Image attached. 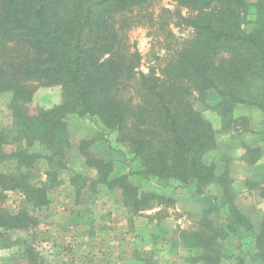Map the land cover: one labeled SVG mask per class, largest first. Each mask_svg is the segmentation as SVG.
Listing matches in <instances>:
<instances>
[{
	"label": "trees",
	"instance_id": "1",
	"mask_svg": "<svg viewBox=\"0 0 264 264\" xmlns=\"http://www.w3.org/2000/svg\"><path fill=\"white\" fill-rule=\"evenodd\" d=\"M155 1L0 0V95L10 91L13 109L26 119L21 136L28 147L58 146L59 158L65 157L71 147L68 114L97 116L141 161L138 174L158 181L196 180L200 192L208 183L228 180L227 172L217 173L216 163L205 161L216 148L217 133L205 111L216 114L221 130L235 122L241 105L264 113V0H176L179 7L163 8L159 19ZM174 15L175 25L189 27L193 36L176 48L167 46L171 57L161 75L143 72L128 30L145 23L171 36ZM41 86L53 90L56 104L36 103ZM89 146L88 140L79 145L97 168L92 183L121 188L132 210L151 209L159 199L173 201L155 190L140 192L128 174L111 178L114 164L93 156ZM15 175L0 173V190L19 188ZM47 184L27 191L39 205L48 203ZM27 219L0 202V229L27 227ZM259 228L254 239L264 261V221ZM225 229L237 231L231 224L207 229L203 222L185 231L183 241L202 250L198 259L205 264H223L217 240Z\"/></svg>",
	"mask_w": 264,
	"mask_h": 264
},
{
	"label": "rangeland",
	"instance_id": "2",
	"mask_svg": "<svg viewBox=\"0 0 264 264\" xmlns=\"http://www.w3.org/2000/svg\"><path fill=\"white\" fill-rule=\"evenodd\" d=\"M177 7L176 0H156L153 10L158 18L163 8L175 10ZM187 11L183 8L184 13ZM176 18L174 15L168 25L171 36L161 32L157 25L145 23L128 30L130 44L142 55L138 68L143 72L155 71L161 75L171 57L167 46L173 44L176 48L193 36L189 27L175 25ZM35 101L51 107L57 97L50 87L41 86ZM248 108L252 107L236 108V120L226 130H221L222 123L216 114L205 111L217 131L216 148L206 155L205 161L216 163L219 173L227 172L228 180L208 183L198 192L196 180L158 181L138 174L143 168L141 161L128 144L119 140L118 131L106 128L97 116L68 114L65 133L71 147L65 157L59 158L58 146L48 148L35 143L28 147L21 136L26 119L13 109L12 93H2L0 173L16 174L15 179L21 186L0 190V202L11 213L27 214L28 226L0 229V264H205L198 259L202 250L190 248L183 241L185 231H195L203 222L207 229L226 228L228 224L237 229H225L217 240L223 252V264H264L254 239L264 221V165L248 172L243 170L244 175L231 166L238 164L235 163L238 152L234 150L237 140L234 132L239 126L249 127L241 115ZM31 112H36L34 106ZM81 140L89 141L93 156L114 164L111 178L128 174L140 192L155 190L173 201L159 199L151 209L132 210L121 188L92 183L98 179L97 168L82 153ZM248 157L253 160L263 156L254 148ZM57 159L62 165L54 163ZM49 171L56 176L49 179ZM247 182L248 186L244 187ZM46 183L48 203L39 205L27 191L40 189ZM215 190L221 193H218L222 196L220 202ZM233 202L242 217L233 211L230 204Z\"/></svg>",
	"mask_w": 264,
	"mask_h": 264
},
{
	"label": "crops",
	"instance_id": "3",
	"mask_svg": "<svg viewBox=\"0 0 264 264\" xmlns=\"http://www.w3.org/2000/svg\"><path fill=\"white\" fill-rule=\"evenodd\" d=\"M241 115L246 119V124L249 127L247 129H244L239 126L240 128L238 127V129L234 132V135L236 136H234V138L237 139L234 142V150L238 152V154L235 153V163L238 164L234 165L232 163L231 166L233 165L234 170L239 169L241 175H244V171L248 172L249 170L253 169V167L254 169H257L258 167H260V165H264V113L259 107L254 106L251 109L248 108V110L241 111ZM254 148L255 150L257 149L263 157L249 160L248 152ZM217 173L219 172L217 171ZM247 177L248 176L246 174V179ZM245 186H248V182L247 184H244V187ZM215 191V193L217 194V202H220L222 200V196L218 194L220 193V191ZM209 199L212 200V197H210Z\"/></svg>",
	"mask_w": 264,
	"mask_h": 264
}]
</instances>
